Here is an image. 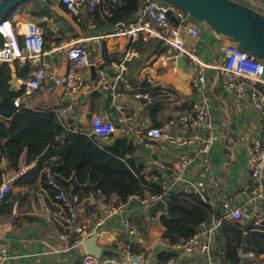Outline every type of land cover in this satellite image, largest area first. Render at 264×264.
I'll return each instance as SVG.
<instances>
[{
    "label": "crops",
    "instance_id": "1",
    "mask_svg": "<svg viewBox=\"0 0 264 264\" xmlns=\"http://www.w3.org/2000/svg\"><path fill=\"white\" fill-rule=\"evenodd\" d=\"M250 7L264 13V0H252ZM44 15L51 17L50 20L39 21L45 29L47 48L70 38L103 34L110 36L101 40L98 49L91 52L92 65L96 67L98 78L92 77L91 67L79 68L78 72L83 77L84 85L72 99L65 95V89L57 87L52 81L44 83L33 95L25 96L24 80L28 77L31 67L28 63H26L27 69L24 63L9 61L12 68L9 84L15 89L12 92H20L16 98H21L22 107L52 111L57 117L58 125L66 128L67 124H70L71 129L76 126L77 130L85 132L89 131L91 118L95 113L103 114L118 126L121 125L119 119L123 116L127 118L126 123L130 129L128 135L124 137L130 147L124 158L134 159L136 168L146 179L160 182L168 177L169 171L165 170V167H177L180 155L185 153L192 158V163L186 171V180L199 177L205 162L212 165L219 182L217 187L208 185V196L215 203L213 208L216 207L219 212L222 211L221 197L224 196L234 204H240L252 198V182L248 179V149L244 143L231 146L228 139L244 136L261 137L263 118L248 96L236 100L226 98L223 94L221 79L216 68V64L224 57L222 46L226 42L220 34L207 25L196 22L194 23L202 29V34L198 38L183 34L186 45L196 46L199 54L209 64L206 70L212 92L209 120L217 135V141L212 144L207 153L202 154L198 150V140L190 146H178L169 144L165 140L142 142L137 138L138 134L146 131V128L164 127L169 118L190 113L199 95L191 84L192 74L187 62L183 68L178 65L179 68L175 72L172 70L171 62L168 65L162 62V55L165 52L163 44L154 40L145 42L142 39L130 42L126 36L115 35L118 26L130 21L134 15L127 21L113 22L107 20L110 17L94 18L87 9L73 16L64 5L27 0L14 9L7 19L16 25V23L38 20ZM20 40L22 41L21 37ZM2 42L3 38L0 34V45ZM127 48L139 51L140 57L130 60L125 72V76L132 84L131 91L120 82L119 90L123 95L116 98L109 91H102L99 84V71L101 68H107L109 76L106 79L110 83L114 82L115 69L112 67V62H120L129 50ZM63 54L60 52L50 66V70L58 75L65 74L70 69L67 58ZM158 88H165L174 93V99L161 102L160 108L149 109V104L128 95L130 92L151 91ZM120 105L123 107L118 108ZM197 131L200 136L206 133L205 129ZM177 132L184 136H191L196 131L180 129ZM112 137L102 142L104 146L120 138L119 135ZM45 155L47 151L44 150L37 159L40 161ZM37 159L30 162H38ZM49 159L56 160V157H49ZM47 164L46 162L43 166ZM43 166L38 173H30L36 168L33 167L25 176L16 180L7 199L0 205V240L5 237L10 243V258L4 264H82L83 262L85 254L59 237L65 231L64 227L57 221L48 220L45 216L42 198L50 204L52 210L57 211L59 207L49 201L48 197L52 195L53 190L46 185ZM6 169L14 174L18 167H12L8 162ZM183 184L184 182L172 184L171 190L176 191L177 187ZM79 188L78 192L82 196L80 220L83 226L94 230V233L101 229L98 231V243L104 248L102 257L112 258L116 262L125 260L130 253L142 256L148 263H151L152 257L156 258L166 242L163 237L165 226L160 220L163 211L148 213V206H141L134 199L124 201L115 193L109 196L97 195L85 190V187ZM16 200L19 201L18 211L17 214H13ZM114 206L121 207L118 212L111 213ZM257 206L260 209V215L264 216L263 198L257 200ZM5 221H10V225L2 224ZM225 221L233 222L234 220L226 219ZM100 222L103 223L100 225ZM127 222L136 230L135 236L128 233ZM251 222L244 220L241 223L251 224ZM223 228L222 226L218 234L219 238L217 236L213 253L217 264H232L226 260L222 247ZM249 236L250 233L248 238ZM192 260L195 264H204L199 254L186 252L176 258L175 264H189ZM238 264H264V253L256 255L255 259L241 260Z\"/></svg>",
    "mask_w": 264,
    "mask_h": 264
},
{
    "label": "built area",
    "instance_id": "2",
    "mask_svg": "<svg viewBox=\"0 0 264 264\" xmlns=\"http://www.w3.org/2000/svg\"><path fill=\"white\" fill-rule=\"evenodd\" d=\"M47 4L64 5L68 12L77 16L84 9L90 13L101 12L103 16L112 17L117 11L126 5V0H37ZM239 2L250 6L252 0H238ZM171 16L177 20L174 22ZM50 15H44L38 20L26 23H16L14 25L9 19L0 21V34L3 42L0 45V63L9 61H18L30 65V73L24 80V95H33L44 83L54 81L55 85L65 89V95L70 99L74 98L84 85L83 77L78 69L82 67L89 68L92 64L91 52L96 51L100 46V41L108 38L110 35H92L90 37L70 38L47 48L45 45V29L39 21L50 20ZM95 26V24H92ZM183 34L192 38H198L202 34V29L194 23L191 16L167 0H143L139 10L128 22L121 23L115 35H123L130 42L142 39L145 42L154 40L164 45L165 52L162 55V62L166 65L172 63V70H178L179 57L185 59L189 65L192 74V86L198 91V98L193 103V109L190 113L179 114L167 120L164 127L146 128L145 132L137 135L142 142L162 141L178 146H190L198 140V150L200 153H207L214 142L217 141V135L213 125L209 120L212 92L207 79L206 70L209 64L199 54L196 46H188L184 41ZM23 38V43L20 40ZM222 38V37H221ZM224 38V37H223ZM222 46L224 57L216 64L218 76L221 79V89L223 94L231 99L240 100L248 96L252 105L261 113L263 123L261 127V137L244 136L241 138L230 137L228 143L231 146H238L241 143L248 149V179L252 182L253 196L250 200L240 204L231 203L225 196L221 197L222 210L219 212L215 206L214 200L208 196V185H219L216 173L209 162L204 163L203 171L200 176L186 180L185 175L188 167L192 163V158L182 153L179 158L178 166L174 168L165 167L168 170V177L160 182L161 193L147 192L145 195L133 194L128 197V201L136 200L141 206H149L160 199L167 200L168 194L175 193H194L199 196L202 202L213 208L210 218L202 221L196 232L188 240L176 244H170L167 240L161 251L175 252L178 255L170 258L166 262L160 263L155 257H152L151 263L143 260L142 256L128 254L125 260L116 261L112 258L97 259L96 257L85 253L83 243L86 238L94 234V230H89L82 225L80 220V205L82 196L77 191V186L66 184L57 179V172L47 164L43 166L46 176V185L53 193L49 198L51 204L58 206L59 210L54 211L50 204L41 199L45 216L50 221L59 222L65 229L60 234L72 247L80 249L84 255L82 264H175L176 258L183 252L189 254H199L204 260V264H217L214 256V245L217 242V236L226 219L234 221H252L254 226H260L264 216L260 215L257 200L264 199V59L257 57L249 51L243 49L236 43L227 40ZM62 52L66 56L69 71L58 75L50 70L51 62L58 54ZM140 53L137 50L129 49L120 62H112L115 69L114 82L107 81L109 71L107 68H101L100 86L102 91H109L114 97L118 98L123 93L119 90L120 82L125 88L131 91L132 84L125 76L128 69V62L134 58H139ZM129 96L143 100L146 104L155 102H167L174 99V93L165 88H158L151 91L130 92ZM14 104L20 108L23 102L20 97L14 99ZM119 106L118 108H122ZM64 111V110H63ZM66 112V110L64 111ZM127 118L120 117V126L114 123L110 118L101 113L93 114L89 131H79L76 126L67 124L65 128L69 132H82L95 137L99 143L104 146L103 141L112 136L119 135L125 137L130 132L126 123ZM0 123L11 125V118L0 115ZM180 129H191L196 131L191 136H184L178 133ZM198 129H205L206 133L200 136ZM244 141V142H243ZM6 142L5 138L0 137V205L7 199L13 189L14 183L19 178L25 176L27 172L36 167L37 161L30 162L26 150L21 154L17 171L12 174L7 171V166L3 165L2 148ZM154 181L153 179H150ZM156 182V181H154ZM184 182L182 186L177 187L176 191L171 190L172 184ZM87 183H81L85 187ZM97 195H103L100 191ZM19 201L14 202L13 214H17ZM217 206V205H216ZM119 207H112L111 213L119 211ZM218 208V207H217ZM156 218V217H153ZM10 221L2 222L4 225H10ZM103 222H100L101 225ZM127 231L135 236L136 230L129 222L126 223ZM254 228V227H253ZM136 240V238H135ZM242 260L255 259L253 251H246L240 248L238 250ZM153 256V254H151ZM10 258V243L2 237L0 240V264H4ZM189 264H195L192 260Z\"/></svg>",
    "mask_w": 264,
    "mask_h": 264
},
{
    "label": "trees",
    "instance_id": "3",
    "mask_svg": "<svg viewBox=\"0 0 264 264\" xmlns=\"http://www.w3.org/2000/svg\"><path fill=\"white\" fill-rule=\"evenodd\" d=\"M143 0H126V5L107 20L127 21L140 8ZM94 18L103 16L101 12L90 13ZM129 49V48H127ZM28 69V64L25 65ZM12 68L8 62L0 65V115L10 117L11 125L0 123V137L6 142L2 155L12 167H18L19 158L26 150L29 161L37 159L45 150L47 155L30 171L36 174L47 162L57 172V179L69 187L80 189L81 183H87L85 190L97 194L120 196L124 201L130 195L147 192L161 193V185L146 179L135 166L132 158H124L130 150L127 139L117 138L111 144L102 146L99 140L82 132L66 131L57 123L52 111H40L31 108H18L14 99L20 92L10 90L9 80ZM49 157H56L50 160ZM8 165V164H7ZM84 188V187H83ZM167 211L160 217L165 226L163 237L170 244L188 240L196 232L200 223L212 215L213 209L201 201L194 193L171 192L167 196ZM224 242L222 247L225 258L232 264H238L242 258L238 250L253 251L255 255L264 253V223L260 226L242 224L240 221L223 223ZM254 227V228H253ZM245 233H250L245 241ZM219 238V236H218ZM178 255L175 252L160 251L156 259L166 262Z\"/></svg>",
    "mask_w": 264,
    "mask_h": 264
},
{
    "label": "water",
    "instance_id": "4",
    "mask_svg": "<svg viewBox=\"0 0 264 264\" xmlns=\"http://www.w3.org/2000/svg\"><path fill=\"white\" fill-rule=\"evenodd\" d=\"M27 0H0V21L7 19L9 14ZM186 11L196 20L204 23L208 27L215 30L222 37L232 41L256 55L264 59V13L257 9L247 6L237 0H167ZM174 22L177 20L171 16ZM23 43V38H22ZM179 67L185 66V59L179 57L177 59ZM92 77L98 78L95 65H90ZM55 85V82L52 81ZM14 91V87H10ZM161 103L155 102L149 104V109L160 108ZM90 114L88 118L90 119ZM114 139V137H112ZM3 165L7 166L8 161L3 157ZM167 211V202L163 199L148 206V213ZM264 223V218L262 220ZM101 229L99 228L98 231ZM98 231L86 238L83 246L89 255L101 259L104 248L98 243ZM245 240L248 233H245Z\"/></svg>",
    "mask_w": 264,
    "mask_h": 264
},
{
    "label": "rangeland",
    "instance_id": "5",
    "mask_svg": "<svg viewBox=\"0 0 264 264\" xmlns=\"http://www.w3.org/2000/svg\"><path fill=\"white\" fill-rule=\"evenodd\" d=\"M191 19H192L194 22L198 23V24H204V23H202V22H200V21L196 20V19H195V18H193L192 16H191Z\"/></svg>",
    "mask_w": 264,
    "mask_h": 264
}]
</instances>
